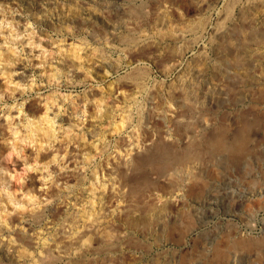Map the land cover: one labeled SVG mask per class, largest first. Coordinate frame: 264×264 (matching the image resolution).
<instances>
[{"label":"rangeland","instance_id":"1","mask_svg":"<svg viewBox=\"0 0 264 264\" xmlns=\"http://www.w3.org/2000/svg\"><path fill=\"white\" fill-rule=\"evenodd\" d=\"M11 1L29 9L23 16L36 37L43 32L46 54L59 55V45L76 49L83 68L81 78L39 81L44 96L57 95L59 113L73 118L62 128L56 118L55 146L32 143L30 163L23 151L18 157L6 150L0 189L18 187L13 197L20 203L0 207V264H41L62 233L75 243L55 264H231L234 253L262 251L263 235L240 233L245 223H264V211L252 213L249 200L241 204L240 187L254 183L255 146L264 141V0ZM0 8L2 22L11 13ZM224 60L234 63L236 80L225 76ZM22 101L1 96L0 117ZM182 111L188 117L175 121ZM24 113H15L25 116L20 125L34 119ZM87 118L93 127L81 124ZM192 129L194 139L184 143ZM40 151L50 161L47 171L35 162ZM31 164L38 170L26 172ZM58 170L83 177L61 181L60 198L47 199L41 189ZM37 173L39 191L23 188ZM125 191L142 198L129 205ZM51 205L40 223L5 218Z\"/></svg>","mask_w":264,"mask_h":264},{"label":"bare ground","instance_id":"2","mask_svg":"<svg viewBox=\"0 0 264 264\" xmlns=\"http://www.w3.org/2000/svg\"><path fill=\"white\" fill-rule=\"evenodd\" d=\"M7 1H8V4H6V5L0 3V7L7 8L6 13H11L10 16H6V14L2 15L4 17L2 18V22L0 21V79L5 80L4 83H2L0 80V98H1V96H5L7 100H10V99L21 100V99H23V101L17 103V105L15 106V109H16L15 112L12 111V109L10 108L7 112L5 111V115H3V117H0V162H1L0 168H2V165H3L2 162L4 161L7 149H8V151L12 150L14 153L17 152L18 155L20 154L21 151H23L24 156L27 155V157L25 159H27L28 163H30L31 159H33V158H31L28 151H29L32 143L36 142V145L39 146L40 148L46 146V147H44V148H46L45 150L49 149L50 147L55 146V145H52V143L58 139V134H56L57 130L54 128V124L56 123V121H55L56 118H58V121H60L61 124H59V125L61 126V128L63 127V125L65 123L67 124L70 121H72L73 118L70 116L69 113L65 114V112H64L65 115H62L59 113V110L61 109V105L58 106L59 99L57 98V95L54 93H50V94H47L46 96H44L41 91L46 87H45V85L40 84L39 81H41V80L43 81L45 75L48 77L49 82H51V80L55 77H57V79H61V78H65V77L69 78V77H75V76L76 77L78 76L81 78V75L79 76L77 74V70H79L78 68H83V63H82L83 57L81 55H79V52L76 49L71 50V51H69V50L65 51L63 46L59 45L58 46V51L60 52L59 55H57V51H53L51 56L46 54L47 46L43 43V41L41 39V34L43 35V32L39 35V37H36L34 35V33H35L34 30L31 31V29L28 26V22H30V21L28 19H25L23 16V15H27V16L30 15V14H27L29 9L24 4L22 6H20L17 3L12 2L11 0H7ZM0 11H1V8H0ZM0 16H1V13H0ZM2 23L7 24V25L9 24L10 25L9 28H6L5 26H1ZM27 31H29V33H27ZM56 41H58V40H56ZM6 44H10L11 46H9V47L4 46ZM19 45L23 46L22 50L25 51L24 54L19 53L22 51V50L21 51L18 50L20 48ZM26 46H28V48ZM49 54H51V52ZM220 66L225 71V76L227 77L228 80H232V81L236 80V77L232 73V68L234 66V63H231L230 61L224 60L220 63ZM98 71H99V69L98 70L95 69L96 73ZM138 73H139V71H138ZM87 74H89V73L87 72ZM87 74H86V76H87ZM139 76H137V75L134 76L136 78L135 81L139 78ZM131 80H132V78H131ZM137 81H139V80H137ZM61 83H63V82L61 81ZM66 83H67V81H66ZM125 84H127V83H125ZM219 87L221 90L224 89L223 84H220ZM224 90H226V89H224ZM33 91H36V93H38V95H34L30 100L26 99V97H25L26 93L27 92H33ZM92 95L93 94H91V96ZM43 101H45V102L43 103ZM154 101H155L154 98L150 99V102H154ZM219 103H220V101H219ZM21 111L26 113V114L24 113L26 115V117L27 116H33L34 119L33 120L29 119V121L27 123H24V125H22V124L20 125L21 121L24 122L25 116H23L21 119L19 118L20 119L19 120L18 118L15 117V113H20ZM189 113H190L189 111H187V112L182 111V112L178 113L175 116V121L184 120L185 118L188 117ZM6 114H8V116H6ZM52 114H53V116H52ZM91 114H92V116H94L93 113H91ZM160 117L162 118V116H160ZM36 118H38V119H36ZM82 123H86L89 127L94 126V121L91 118H87L86 120L82 121L81 124ZM204 125L206 126V124H204ZM207 125H209V123ZM195 132H196L195 129L190 130L189 134H185L182 137V141L184 143L188 144L189 141L194 139ZM63 139H62V141H63ZM152 140H153V135L151 137L149 136L146 138L147 142L152 141ZM22 142H24V144ZM75 142L77 143V141H75ZM240 150H241V147H237L232 152H234V154H235V152H239ZM44 152L45 151H40L37 154V156L35 158V162H37V163L38 162H44V165H45L44 167L49 168L48 165H49L50 161L45 162L46 155L44 154ZM73 152H74L73 150L66 152L65 164L69 161L72 162V158L74 155ZM60 153H61V155H63L62 154L63 152L60 151ZM18 157H20V155ZM54 159L55 160L58 159L56 155H55ZM138 163H143V157ZM193 163L198 165L199 161L194 160ZM243 166H244V168H246L248 166L247 161L244 162ZM1 170L2 169H0V173H1ZM59 170L56 173V179L53 181V183L51 184L49 189L48 190L41 189L42 194H44L47 197V199H55L56 200V199L60 198V196L62 195L61 193H63V190H61V186H60L61 181L65 184H69V182H73V181L79 182V180H81L83 177V176L81 177L78 174L75 175L72 172V170H66V171H60V172H59ZM40 172H42V169L39 170V174H40ZM41 174L44 175V173H41ZM1 175H3V174H0V176ZM9 176H5L3 180L7 181L9 179ZM40 180L41 179H39L38 173L37 174H30L29 180L26 181L23 188L32 187V190H35L37 193L39 191L38 185H39V183H41ZM65 184H63V185H65ZM66 186L68 187V185H66ZM17 190H18V187L12 188V190H9L8 192H6V194H4V192L1 191V189H0V192H1V194H0V197H1L0 207L2 210L6 208V205L9 202H10V204H11V202H13L12 204L19 205L20 202L17 201L16 198L13 197V194H15V192ZM182 192H183V190H182ZM123 197H124L125 202H127V204L131 205L135 201L141 200L142 195L139 196V195H137L131 191L129 193L127 191H125ZM23 202L25 203V201H23ZM14 205H10L8 210H14L15 209L13 207ZM24 207H27V204H24ZM55 208L56 207H53L52 205L46 206V207H42L40 209H34L33 211L26 213V214H23L21 216H13L10 213H5V218L7 220V223H40V222L47 220L46 219V217L48 218L47 210H54ZM57 208H59V207H57ZM107 208H108V206H107ZM57 213H58V210H57ZM52 214H54V213H52ZM56 216H57V214H56ZM94 221H93V223H94ZM27 241L28 240H26V244H29L30 242L27 243ZM74 243H75V241L72 237L67 236L66 233H62V236H61L59 241H57L55 244L50 246L47 250L45 249L46 252H45V255L43 256V258L41 259V264H55L59 259H61L65 255V253L67 251H69V249H71V247H74L73 246ZM111 264H114V263H111Z\"/></svg>","mask_w":264,"mask_h":264},{"label":"built area","instance_id":"3","mask_svg":"<svg viewBox=\"0 0 264 264\" xmlns=\"http://www.w3.org/2000/svg\"><path fill=\"white\" fill-rule=\"evenodd\" d=\"M255 152L259 155H254V160L257 161V167L253 172L254 183L250 184L249 181L241 183L240 196L241 204L243 201L249 200L253 204H247L251 207V212L264 211V141L257 143ZM254 211V212H253ZM240 233L243 235H256L264 236V223H245ZM231 264H264V248L262 251H254L251 253L238 252L234 253L231 259Z\"/></svg>","mask_w":264,"mask_h":264},{"label":"clouds","instance_id":"4","mask_svg":"<svg viewBox=\"0 0 264 264\" xmlns=\"http://www.w3.org/2000/svg\"><path fill=\"white\" fill-rule=\"evenodd\" d=\"M55 162V161H53ZM38 167L36 165H28L26 166V172H32V171H37ZM45 171H47V168L44 169ZM41 179H43V177H41Z\"/></svg>","mask_w":264,"mask_h":264}]
</instances>
